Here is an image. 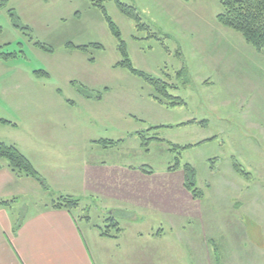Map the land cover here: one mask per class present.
Here are the masks:
<instances>
[{"label":"rangeland","instance_id":"374dc122","mask_svg":"<svg viewBox=\"0 0 264 264\" xmlns=\"http://www.w3.org/2000/svg\"><path fill=\"white\" fill-rule=\"evenodd\" d=\"M120 1L135 7L146 26L140 29L115 1L104 4L134 68L173 87L172 98L116 67L123 61L118 41L89 0H7L0 10L5 52L42 72L29 74L35 102L21 111L20 129L0 141L17 146L49 186L45 191L32 178L8 182L0 200L11 202L19 223L61 194H75L81 228L90 217L105 229L112 214L122 226L137 222L128 210L133 205L125 207L118 196L143 190L150 194L147 204L134 206L147 222L141 229H174L169 240H207V249L226 264H264V56L219 24V0ZM10 9L32 40L14 26ZM74 83L102 99L83 97ZM192 121L203 125H182ZM101 141L120 143L105 147ZM102 163L111 169L103 173ZM123 165L132 172L128 179L119 173ZM186 165L197 172L199 199L184 187Z\"/></svg>","mask_w":264,"mask_h":264},{"label":"crops","instance_id":"0c3cea01","mask_svg":"<svg viewBox=\"0 0 264 264\" xmlns=\"http://www.w3.org/2000/svg\"><path fill=\"white\" fill-rule=\"evenodd\" d=\"M3 33L4 30L0 27V36ZM6 50H8L6 44L0 42V119L10 122V124L0 123V139L8 130L20 129L21 111L30 106L31 99L35 102V84L32 83L29 76L34 71L27 67L28 61L22 60L19 56L7 59L2 57L3 54H6ZM0 143L7 144L3 141ZM0 164L2 166L0 193H4L3 188L6 184L8 185V182L11 184L18 182L17 180H29V178H17L8 165L2 163L1 160ZM127 165H123L124 167L119 173L128 179V174L132 172L128 170ZM90 167L92 168V166ZM35 168L39 170L38 167ZM101 168L100 170H103L104 173L106 168L111 169V165L102 163ZM54 173L63 174L62 176L68 175V172ZM108 176L111 177L110 174ZM155 195L153 194V200L156 198ZM148 196L150 194L143 190L137 194L132 189L129 192L128 190L127 192L123 191L118 196L122 199L125 207L133 205L131 206L133 208H128V210L134 213L137 222L127 226L120 224L122 231L117 237L103 236L100 228L91 224L90 217H86L88 228H81L73 211L53 208V204L27 214L19 223H14L11 217L9 210L11 205L8 207L0 205V264L225 263L214 257L211 249H207L212 246H209L207 240L194 241L184 239L182 236L176 238L175 235L173 240H169L172 236L168 232L172 231L173 234L175 233L174 229L169 231L163 227L157 231L141 229L147 222L140 218L142 214L134 210V206L146 205ZM166 198L169 199V197ZM178 231L187 232V230L180 229Z\"/></svg>","mask_w":264,"mask_h":264},{"label":"trees","instance_id":"16d2710c","mask_svg":"<svg viewBox=\"0 0 264 264\" xmlns=\"http://www.w3.org/2000/svg\"><path fill=\"white\" fill-rule=\"evenodd\" d=\"M92 5L95 7L101 8L103 11V14L105 16V19L111 29V32L115 36V38L118 41L119 51L122 55L123 61L118 63L116 67L124 68L133 75H136L138 77L143 78L147 81V83L155 88L156 92L164 97L169 96V89H173V87H170L166 82L156 79L144 72H141L134 68L128 54L127 44L122 38V34L118 26L113 22L111 17L108 15V12L104 6V4L107 1H115L119 11L126 17L133 19L137 22L138 27L140 29H146V26L142 24V20L138 14V11L135 7L126 5L122 3L120 0H89ZM223 11L217 16V20L219 24H221L224 27H227L234 32L240 34L244 40L253 47L258 53L262 54L264 56V0H219ZM7 5V0H0V10L4 8ZM9 16L11 17V20L15 27H20L22 30H27L26 34L30 37V40H32V37L30 35V29L26 26H22L19 17L17 16L16 12L14 10H8ZM37 48H40L44 51H50L49 48H47L44 44L40 42L34 43ZM80 50H86L87 47L85 46H79L76 47ZM15 57L17 54H3L2 57L8 58V57ZM35 74L39 75L42 72H34ZM46 76H49L47 73H45ZM74 86L77 87L78 92L87 99H102V93H96L89 88L74 83ZM168 98H172V96H169ZM178 102L173 103L178 104L182 103V100L179 98L177 99ZM73 104V103H71ZM0 123L3 124H10V122L6 120L0 119ZM198 122L192 121L189 123H185L182 125H190V124H196ZM200 125H203V123H198ZM164 126L159 127H152L151 130L161 128ZM158 140V139H157ZM160 141V140H159ZM99 144H104L106 147L107 145H117L120 142H114V141H101L98 142ZM172 146V145H171ZM192 146H186V147H180V146H173V151L178 150H186ZM0 160L7 161L8 168L14 173V175L17 178H32L39 182L42 186V188L45 191H49V186L46 184L45 180L41 176V174L37 171V169L34 167L32 162L18 149L15 145H8L5 143H0ZM179 161L175 165V167L170 168L171 170H176L179 168ZM2 166L0 164V170ZM235 168L238 172H243L239 164H235ZM185 189L193 195L195 199H199L203 197V193L197 188V172L191 165L185 166V183H184ZM10 201H4L0 200L1 206H10ZM81 206V199L76 198L71 195H60L57 200L53 202L52 207L57 209H67L69 211L77 210ZM109 224H107V227L105 229L100 228L102 235L106 237H117L122 229L120 227V224L115 217V214L111 215L108 218Z\"/></svg>","mask_w":264,"mask_h":264}]
</instances>
